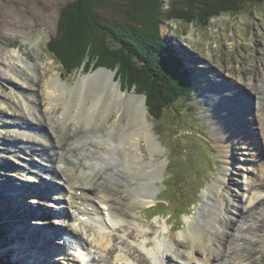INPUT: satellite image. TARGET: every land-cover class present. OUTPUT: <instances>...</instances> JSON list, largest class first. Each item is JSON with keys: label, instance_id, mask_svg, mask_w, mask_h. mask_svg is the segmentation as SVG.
<instances>
[{"label": "rangeland", "instance_id": "374dc122", "mask_svg": "<svg viewBox=\"0 0 264 264\" xmlns=\"http://www.w3.org/2000/svg\"><path fill=\"white\" fill-rule=\"evenodd\" d=\"M71 1L73 0H0V264H8V262H11V264L21 262H24L23 264H27L26 262L35 264V261H39L36 264H51L53 262L52 260L43 259L45 255L43 256L40 252L32 251L29 248L30 235L28 233L34 231V226L27 231L28 238H18L19 240H15L13 243L12 238L17 235L16 231L20 226L19 221L25 222L29 226L31 225L29 221H32L30 219H28L29 221L22 220V217L14 216L11 219L12 222L10 221L13 212L16 209L19 211L20 202L23 204L28 201L32 203L33 201L38 203L41 201L39 205L42 206V209L48 211L49 215L47 216H50L53 221L55 220V222H51L59 228L63 227L61 226L62 223L67 222L66 226H68V224L72 225L75 222L73 210L63 203H57L55 195L51 193L44 195L45 193L42 190L44 187H39L40 190L34 191L31 196H25L24 198L22 196L24 194L18 195L20 191L18 193L17 190L6 189L7 184L16 187L29 183L33 184L35 188L46 177H53L57 185L61 184L57 175L42 172L41 166H50V164L41 161L42 159L39 156L33 154L29 157L36 162L30 165L34 167L33 169L24 164V161H28L27 156L18 150L28 146L33 147L31 145L34 144L31 142L27 144L25 143L26 140L22 142L14 133L15 130L23 132L24 129H27L30 134L38 136L44 135V132L45 134L48 133V135L41 137L47 141L54 139L52 130L48 125L40 124L35 119L33 120L36 122H33L23 115L25 109H27L25 104L29 105V103L37 107L38 113L40 111L43 113L46 110L49 102L46 80L51 75H56L59 76L61 82L74 87L82 77L98 69L113 70L115 72L114 78L116 81L121 82L122 89H128L131 93L143 95L147 104L146 92L148 93L150 86L145 78L148 76L140 75L136 78L132 76V79L127 75V77H122L118 67L112 69L105 66H95L94 61L87 68L84 62L76 69L65 70L48 50L49 42L58 34L60 12ZM169 1L172 0H162V4ZM167 9L168 6L166 5L163 8V13ZM159 32L161 38L170 47V52L171 50L175 51L173 60L179 62L184 69L189 71V78L194 86L193 94H191V100L193 101L190 102L185 96L172 98L169 93L164 91L165 98L169 99L167 103L170 100L172 102L165 103L161 111L159 110L158 113L161 114H158V117L151 115L147 104L148 122L152 124L153 134L156 135L161 146L159 151L154 152L153 162L162 163L164 172L155 180L156 182L154 181L156 184V192L154 191V193L156 195L155 201L151 204L152 206L142 205L135 208V212L129 211L133 217L136 216L130 222L138 226L140 232L137 227H130V223L129 225L126 223L125 217L120 221V225L127 227L123 230L121 227V229L119 228L121 231L125 229L124 233L116 235V231L115 233L111 231L112 241L118 244V248L120 246L126 249L124 251L133 257V264H155L156 261H158L156 264H161L162 260H165L164 253L166 251L171 253L173 257L175 252L174 250L171 252V249L175 246H172V235H176L179 240L176 250L180 253H186L192 244L191 238L185 232L189 221L193 222V227L196 224L200 225L203 220L207 221V214L211 213V216L217 218V225L222 223V218L218 214L220 209H218L217 203L208 200L203 194L206 187L215 181L223 180L225 182L224 187L222 186V196L225 197L226 205L224 208L227 211H230L233 204L234 206H237V203L246 204L249 195H245L243 186L247 182L246 177L248 174L255 173L256 170H254V166L241 164L244 161L242 156L246 149L243 145L235 143L232 145L230 143L231 146L228 149L230 153L234 154V157H227L229 160L234 159L233 165L230 166L232 164L230 162V164L226 163L224 167V161L226 162L227 159L223 156V149L227 154V148L225 147L224 137L221 139L220 134L225 133V122H220V118L224 119L225 115L222 108L227 111L226 107L231 108L232 104L235 105L237 101H240L241 105H251L256 97L261 98V112L264 113V2L260 5H250L244 12L237 15H222L212 18L204 27H197L190 22L164 19L160 23ZM109 45L113 46L114 44L110 43ZM136 66L141 65L136 64ZM204 74L208 76L209 82L211 81L215 86L218 84L222 86L221 93L216 90V87H213L209 93L206 92L205 79L202 77ZM261 77H263V80ZM133 79L137 80V85H131ZM233 88L240 91L241 94H236V90ZM210 95H213L212 97L218 95L220 100L222 97L224 105L217 106L212 99H209ZM220 100L217 99L216 102H220ZM210 104L214 108L211 109ZM59 105L57 104L56 108H58H55V111L60 113V120L71 123L68 115H62V113H66L64 112L65 107ZM231 109L235 111L236 107L234 106ZM247 110L251 114L252 111L246 108ZM67 113L71 114L70 111ZM238 121L240 122L239 119ZM256 121H258L257 117ZM258 125L260 129L259 121ZM52 126L54 129L56 128L55 125ZM243 130L240 125V131ZM62 131L65 132L66 130ZM96 134L97 132L94 131H86L85 136L92 138L98 135ZM80 137L78 136V138ZM261 137L264 139V135ZM66 138L73 141L76 135ZM70 142L71 140L66 143V147ZM144 144L142 143L141 147L145 151V156L151 158ZM221 145L224 146L223 149ZM52 146L49 145L50 148ZM80 147L81 145L72 144L69 150H77L78 152ZM53 153L54 150L51 152V160L54 158ZM83 157L87 163H94V165L97 164V161L104 163V159L99 157L95 159L92 154H86ZM109 158L112 157L109 156ZM113 158L116 159L111 160L114 164L124 163L123 159L117 154ZM46 159L48 160V158ZM51 160L46 162H51ZM79 162L77 161V163ZM24 165V170L40 171L43 179L38 175L23 173L22 168ZM224 169H227V178L224 177V173H226ZM30 175H33V177H30ZM152 177H154V174ZM112 178L118 179L117 184L125 185L123 174L120 172H109L107 179ZM31 179L34 181H30ZM86 179L88 183H94V174H89ZM67 181L69 180L67 179ZM48 183L51 185V182ZM164 185H167L168 192H164ZM211 191L213 192V189ZM166 198L170 199L171 203ZM125 199L130 200V197H125ZM120 204L127 207L125 202ZM191 205L194 206L191 207ZM263 205L264 203L258 211L261 214H264V212H261ZM60 207H65L68 211H59ZM125 210L128 211L127 208ZM122 214L124 213H120L121 217ZM32 216H35V214ZM255 217H257V214H255ZM195 218L198 219L195 220ZM14 226H17L16 231L13 228ZM233 227V223L229 224V228ZM66 229L69 231H66ZM142 229H144L146 235L141 232ZM62 230L66 234L70 231L73 232L71 226L65 229L61 228ZM136 231H138V236L135 237ZM149 231L152 232L150 237L147 236L150 233ZM57 236L55 241L58 242L60 235L57 234ZM216 236L221 240V234ZM145 240L155 244L151 251L152 255L151 253L147 255L144 247L142 248ZM72 243L75 244V241ZM16 244L19 245L18 250H16ZM158 244L161 246L160 249H155ZM251 245L248 250L250 252L249 257L254 261L253 264H264V248L261 247L259 242ZM198 246L202 249L201 245L198 244ZM66 247L69 249L67 242ZM90 248H92V254L97 255L98 251L96 250L98 249L95 250L96 247L92 245ZM61 251L65 254L64 249ZM61 251L59 250V253ZM86 256L87 260L81 264H89V257ZM172 257L171 261L167 260V262L173 264L178 260L176 264L181 263L180 258L173 259L174 257ZM57 258L58 256H56ZM104 259H107L106 254ZM54 262L56 264L55 260ZM71 263L77 264L72 261ZM127 263L131 264L130 260L125 264Z\"/></svg>", "mask_w": 264, "mask_h": 264}, {"label": "bare ground", "instance_id": "6f19581e", "mask_svg": "<svg viewBox=\"0 0 264 264\" xmlns=\"http://www.w3.org/2000/svg\"><path fill=\"white\" fill-rule=\"evenodd\" d=\"M114 77L115 72L113 70L98 69L82 77L76 86L70 87L65 82H61L59 76L51 75L45 82L47 96L49 97L46 110L43 113L41 111L38 113L37 107L29 103V105L25 104L27 109H25L23 115L33 122L37 121L40 124L48 125L52 130L54 139L52 141L51 139L49 141L42 139V136L48 135L45 132L44 135L41 134L42 136L30 134L27 129H24L23 132L21 130H15L14 132L16 137L21 139L22 142L26 140L27 142L25 143L28 144V142H31L34 144L31 145L33 147L28 146L18 150L27 156L28 161H24V164L33 169L34 167L30 165L36 162L33 158L30 159L29 157L33 154L37 155L42 159L41 161L50 164V166L45 165L46 167L41 166L42 172L54 174L59 177L61 184H55L54 189L56 191L54 192H59V200L68 206V208H71L77 220L80 221L79 228L77 229L78 236L80 234L88 236V241L91 245L99 249L96 250L97 248H95L98 252L97 255L92 256V264H125L129 260L133 264V257L124 251L126 249L120 246L118 248V244L112 241L111 231H116V235L118 233H124L125 229L124 231L120 230L121 228L123 230V228L127 227L120 225L123 217H125L128 225L130 223V227H137L139 231L138 226L130 222L136 216L133 217L129 211L135 212V208L142 205H151L155 201V180L163 174L164 170L162 163L153 162L154 152L159 151L161 146L160 141L153 134L152 124L148 122L145 97L140 94L131 93L128 89L123 90L121 82L116 81ZM202 77L205 79V90L207 93L213 87H216L218 92L221 90L222 86H219V84L215 86L211 81L209 82L207 75L204 74ZM261 78L263 80V77ZM239 93L240 91L236 90V94ZM212 96L210 95L209 99H212L217 106L224 105L222 97L220 100L218 95L215 97ZM217 99L220 102H216ZM244 103L246 102L244 101ZM57 104L65 107L64 112L66 113H62V115H68L71 123L60 120V113L55 111ZM234 106L236 109L232 111L231 108H234ZM245 107L252 111L251 114H249L248 110L247 113ZM210 108H214L212 104H210ZM226 108L227 111L222 108V111L224 110L225 112L224 119L220 118V122H225V133L223 135L222 133L220 134L221 139L224 137L226 142L225 147L227 148V154H225L224 146L221 145L223 156L227 159L226 162L224 161V167L226 163L230 164V162L232 163L230 166L233 165L234 159H228L230 156L234 157V154L229 152V147L233 143L243 145L246 150L243 152L242 157L244 161L241 164L244 166H254V170H256L255 173L250 172L251 174H248L246 177L247 182L243 186L245 195H249L248 200L245 202L246 204L241 205L237 203V206L233 204L231 209L234 211L231 209L227 211L224 208L226 205L225 197L222 196V186L224 187L223 184L225 182L221 180L210 184L206 187L203 194L208 200L217 203L218 209H220L218 210V214L222 218V223L217 225V218L211 216V213L207 214V221L203 220L200 225L196 224L193 227V222L189 221V225L185 229L186 234L192 240L189 250L186 253L178 252L176 247L179 240L176 235H172V237L170 236L172 238V246H175V248L172 247L170 249L171 252L172 250L175 252L173 255L174 258L171 253L166 251L164 253L165 260H162L161 264H170L167 260L171 261V257L173 259L180 258L182 264H253L254 261L249 257L250 252L248 247L252 243L259 242L261 247L264 248V214L258 212L264 203V139L261 137L264 135V126H262L264 124V113L261 112V98L256 97L251 105H241V102L237 101L235 105L232 104L231 108L228 106ZM69 111L71 114L67 113ZM113 115L115 116L113 117ZM217 115L219 116L220 114ZM256 117L261 130L259 129ZM51 124L55 125L56 128L54 129ZM79 124L81 125L80 127L78 126ZM240 125L244 129L243 131H240ZM61 130L66 131L61 132ZM86 131L97 132L98 135L96 134L97 136H94L97 139L85 136ZM35 132L39 133L37 131ZM257 132L258 134H256ZM75 135L76 138L73 141L70 138H66ZM78 136L81 137L78 138ZM69 140L71 142L68 144V148L66 147V143ZM220 142L222 143L221 140ZM142 143H145L144 145L149 153L148 155H151V158L145 156V151L141 147ZM72 144L81 145L78 152L77 150H69ZM49 145L53 146L50 148ZM53 150L54 158L51 160V152ZM57 150L59 151L57 152ZM86 154H92L95 156V159H98V157L102 158L104 159V163H99V161L96 162V165L94 163H87L83 157ZM116 154L123 159L124 163H112L113 160H116L113 158ZM109 156L112 158H109ZM106 159L108 160L106 161ZM50 160L51 162H46ZM77 161L80 162L77 163ZM25 165L22 168L23 173L41 175L42 177L40 176V178L43 179L40 171L24 170ZM226 171L227 169H224V172ZM109 172H120L123 174L125 185L121 186L117 184V178L107 179ZM89 174H94V183H88L86 177ZM153 174L154 177H152ZM226 175L227 172L224 173L225 178H227ZM30 177H33V175H30ZM30 181L34 180L31 179ZM7 185V190H17L18 192H26L30 195L34 193V185L31 183L18 187L12 184ZM211 189H213V192ZM153 193L154 195L152 196ZM125 197H130V200L125 199ZM29 202H24L19 207V211L25 212L23 214H26V216L30 214L32 216L35 212L39 215H49L48 211L41 207H39L40 209H36ZM121 202H125L127 207L120 204ZM126 208L128 211L125 210ZM61 211L63 210L61 209ZM261 212H264V205ZM120 213H124L122 217ZM255 214H257V217H255ZM13 216L20 217L18 212L14 211L13 215L10 216L11 222ZM24 219L29 221L26 218ZM30 220L32 221H29L31 224L28 226L29 228L25 227V222L22 221H19L20 226L18 228L17 226L13 227L14 230L17 228V231L15 230L17 235L12 238L13 243L15 240H19L18 238H28L26 236L27 231H29L32 225L34 226V224L38 223L44 224L45 230L51 231L46 235V242L51 243L54 241L55 243L57 238L56 234L61 231V228L55 226L48 218H45V221ZM231 223L234 225L233 228H229V224ZM35 228L34 226L33 232L36 231ZM138 231H136L135 237L138 236ZM33 232H29L28 234L31 235ZM141 232L144 233V229ZM218 234L222 235L221 240L216 236ZM147 236H152V232L147 234ZM84 242L85 244L80 241L79 246L81 244L87 247V241ZM198 244L201 245L202 249L199 248ZM31 245L32 242L29 241L28 246L33 251ZM154 246L155 244H151L147 240L142 244V248L144 247L147 255L151 253ZM18 247L19 245L16 244V250H18ZM160 247V244H158L155 249H160ZM84 249L81 250L84 251ZM40 253L46 256L45 250L40 251ZM79 253L71 255L65 250V255L71 256L70 260L73 262L81 260L84 263L87 258H85L84 253L81 251ZM105 254L107 259H104ZM21 263L23 264L24 262ZM51 264H55V262L53 261Z\"/></svg>", "mask_w": 264, "mask_h": 264}, {"label": "trees", "instance_id": "16d2710c", "mask_svg": "<svg viewBox=\"0 0 264 264\" xmlns=\"http://www.w3.org/2000/svg\"><path fill=\"white\" fill-rule=\"evenodd\" d=\"M263 2L172 0L162 4V0H73L61 10L58 34L49 42L48 50L65 70L76 69L84 62L87 68L94 61L95 66L118 67L122 77L148 76L144 77L150 86L148 93L145 91L147 104L151 115L158 117L169 100L164 91L172 98L185 96L190 102L194 91L189 71L173 60L175 51L170 52L159 34L162 20L204 27L212 18L237 15L248 6ZM166 5L168 9L163 13ZM134 63L141 66H133ZM132 81L131 85H137L136 79Z\"/></svg>", "mask_w": 264, "mask_h": 264}]
</instances>
